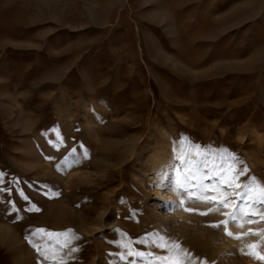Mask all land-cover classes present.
Instances as JSON below:
<instances>
[{"label":"rangeland","instance_id":"rangeland-1","mask_svg":"<svg viewBox=\"0 0 264 264\" xmlns=\"http://www.w3.org/2000/svg\"><path fill=\"white\" fill-rule=\"evenodd\" d=\"M231 155L264 186V0H0V264H147L154 232L210 264H264L246 254L264 255L260 235L220 223ZM189 168L212 200L193 212L163 187ZM259 213L229 230L264 231ZM35 229H71L76 251L40 234L44 261Z\"/></svg>","mask_w":264,"mask_h":264},{"label":"snow or ice","instance_id":"snow-or-ice-1","mask_svg":"<svg viewBox=\"0 0 264 264\" xmlns=\"http://www.w3.org/2000/svg\"><path fill=\"white\" fill-rule=\"evenodd\" d=\"M74 152L75 149H73V153ZM228 159L232 163L229 164L227 172L225 174H222L221 181L226 183L228 188L232 189V194L231 196L226 195L225 199L220 201V204L225 208L229 207V204H231L232 210L229 213H225L228 219L220 223L224 225V231L229 237L235 239H243V237L247 235H260L262 237L260 244H264V231L253 232L251 229H249L247 232H243L237 235L229 230L228 225L230 222L236 224V226L240 228L244 227V221H248L249 223L253 222L250 217L256 214L261 207H264V186H262L261 182L255 176H249L247 182H238L239 177L247 176L249 169L247 168L246 164L240 161L235 155L229 156ZM67 160L68 157H65L64 161L67 162ZM57 167L59 169V165ZM193 167H195L194 164ZM205 175L206 174H201L198 176L197 172L193 171L192 168H189L185 173L183 180L177 178L174 188H172L171 185L168 184L163 185V187L165 188V190L175 191L177 195H180L182 197L179 204V206L181 207H184L189 200L193 199L203 203H212V200L203 194L209 188L208 185L202 183ZM225 176H227V179H225ZM193 181H195L194 184ZM192 187H195L200 194L197 195L190 191V188ZM21 195H23V193H21ZM56 195L59 194L57 193ZM183 197H187V199H184ZM232 197H235V202H233ZM23 198L25 200L28 199L27 196H24ZM172 206L175 207V205ZM32 209H35V205L32 206ZM35 210L38 211V209ZM184 210L187 212L196 211L187 207H184ZM217 210L219 209L210 208L208 212ZM200 214L207 215L208 213L205 212ZM259 221H264V213H259ZM211 227L219 228L220 224H212ZM40 234H45L49 237H65L66 239L64 240V244L62 247H68V253L76 251L75 248L69 246L71 240L78 239V237L75 236V233L71 229L63 233H51L47 232L45 229H35L32 233L33 239H30L28 242L44 261L49 260L50 250L47 245H37L34 242V238ZM139 243L148 244L164 253L163 255L139 251L134 253L137 258H147V264H210V262H208L206 259L196 257L189 249L184 248L180 244V242L176 241L174 238L168 237L159 232L148 234V236L141 239ZM260 244L248 245L247 247L249 249L258 248ZM51 251L53 257H55L57 254L56 250L52 249ZM241 252L243 253V249L241 250ZM246 254L264 261V255H261L258 252L249 251ZM125 255H133L132 249L126 247L125 252L121 255L120 258L124 259ZM51 264H65V261L61 256L58 261L53 260ZM132 264H135V261H133Z\"/></svg>","mask_w":264,"mask_h":264},{"label":"bare ground","instance_id":"bare-ground-1","mask_svg":"<svg viewBox=\"0 0 264 264\" xmlns=\"http://www.w3.org/2000/svg\"><path fill=\"white\" fill-rule=\"evenodd\" d=\"M138 145H136V143H130L129 148H128V154H130L131 156L138 150ZM166 149H164V153H165ZM161 208V207H159ZM163 214V213H162ZM166 217V216H165Z\"/></svg>","mask_w":264,"mask_h":264}]
</instances>
